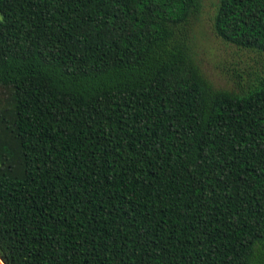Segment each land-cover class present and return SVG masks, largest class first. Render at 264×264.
I'll return each mask as SVG.
<instances>
[{
	"label": "trees",
	"instance_id": "1",
	"mask_svg": "<svg viewBox=\"0 0 264 264\" xmlns=\"http://www.w3.org/2000/svg\"><path fill=\"white\" fill-rule=\"evenodd\" d=\"M0 0V264H264V0Z\"/></svg>",
	"mask_w": 264,
	"mask_h": 264
},
{
	"label": "rangeland",
	"instance_id": "2",
	"mask_svg": "<svg viewBox=\"0 0 264 264\" xmlns=\"http://www.w3.org/2000/svg\"><path fill=\"white\" fill-rule=\"evenodd\" d=\"M218 0H202V10L193 26L192 40L195 58L205 76L217 88H227L226 79L236 67L259 68L263 61L252 53L240 51L220 39L213 31L212 18ZM1 20V15H0Z\"/></svg>",
	"mask_w": 264,
	"mask_h": 264
}]
</instances>
